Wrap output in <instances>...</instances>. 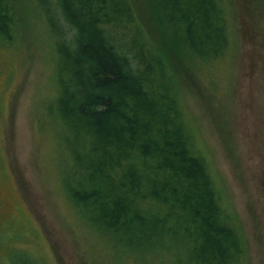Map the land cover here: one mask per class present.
Segmentation results:
<instances>
[{
	"label": "trees",
	"instance_id": "obj_1",
	"mask_svg": "<svg viewBox=\"0 0 264 264\" xmlns=\"http://www.w3.org/2000/svg\"><path fill=\"white\" fill-rule=\"evenodd\" d=\"M32 1L56 39L55 115L81 137L74 205L124 248L168 254L171 264H242L243 238L131 0ZM151 1L192 56L226 50L225 0ZM17 12L18 0H0V40L15 35Z\"/></svg>",
	"mask_w": 264,
	"mask_h": 264
},
{
	"label": "rangeland",
	"instance_id": "obj_2",
	"mask_svg": "<svg viewBox=\"0 0 264 264\" xmlns=\"http://www.w3.org/2000/svg\"><path fill=\"white\" fill-rule=\"evenodd\" d=\"M131 2L173 72L242 264H264V0H225L228 44L211 59L179 47L151 0ZM41 13L18 0L15 35L0 40V264H171L101 236L71 201L81 137L55 115L56 39Z\"/></svg>",
	"mask_w": 264,
	"mask_h": 264
}]
</instances>
